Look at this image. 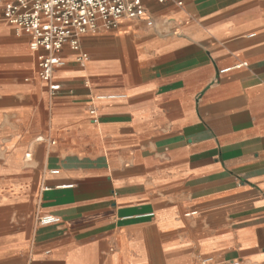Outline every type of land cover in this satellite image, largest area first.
Returning <instances> with one entry per match:
<instances>
[{
    "label": "crops",
    "instance_id": "1",
    "mask_svg": "<svg viewBox=\"0 0 264 264\" xmlns=\"http://www.w3.org/2000/svg\"><path fill=\"white\" fill-rule=\"evenodd\" d=\"M140 2L54 93L0 8V264H264V0Z\"/></svg>",
    "mask_w": 264,
    "mask_h": 264
},
{
    "label": "built area",
    "instance_id": "2",
    "mask_svg": "<svg viewBox=\"0 0 264 264\" xmlns=\"http://www.w3.org/2000/svg\"><path fill=\"white\" fill-rule=\"evenodd\" d=\"M146 1L161 4L171 0ZM0 8L4 22L16 34L29 35L30 49L37 53V75L49 84L52 93L59 89L58 85L51 84V79L55 69L62 66L59 53L64 46L78 53V61L82 62L87 58L80 52L82 36L115 29L121 19L139 20L146 16L140 0H0ZM146 26L151 27L152 21L147 19ZM90 114L93 116L94 112ZM51 174H57V171ZM57 221L53 216L39 219L41 225ZM199 263L239 264L236 261L215 262L211 258Z\"/></svg>",
    "mask_w": 264,
    "mask_h": 264
}]
</instances>
